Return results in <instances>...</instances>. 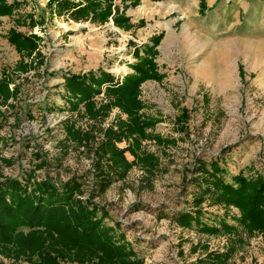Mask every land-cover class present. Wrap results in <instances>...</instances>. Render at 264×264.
Wrapping results in <instances>:
<instances>
[{
    "label": "rangeland",
    "instance_id": "rangeland-1",
    "mask_svg": "<svg viewBox=\"0 0 264 264\" xmlns=\"http://www.w3.org/2000/svg\"><path fill=\"white\" fill-rule=\"evenodd\" d=\"M145 1L114 0L113 14L117 9L127 20L120 27L112 18L105 24L69 22L53 16L41 0L33 1L35 8L27 14L33 22L42 20L41 25L19 31L5 21L3 33L31 32L41 41L40 55L28 56L10 44L8 34H0V80L8 78L14 93L0 101V180L24 181L32 174V181L49 179L62 187L79 178L83 186L78 197L92 198L105 208L104 225L118 238L124 235L123 243L136 252L132 260L140 264H200L201 258L227 252L231 256L226 264H264L260 232L249 235L238 226L236 232L210 234L175 220L178 211L196 209V200L203 196L199 208L209 224L219 225L226 218L238 225V207L217 204L211 194H202L203 175L196 170L201 162L210 168L218 161L227 182L239 174H264V30L259 35L231 31L237 26L232 20L209 29L211 24L199 17H204L207 0H199L200 12L197 0H176L177 5L175 0ZM197 12L200 22L194 18ZM241 15L237 21L249 23ZM188 23L192 29L185 32ZM150 49L156 52L157 76L140 87V115L155 126L147 129L139 155L153 156L156 164H133L123 179L100 193L96 178L101 146L110 130L120 131L128 115L116 106L106 115L101 112L110 100L107 84L95 98L98 113H88L84 103L73 110L65 76L104 71L114 84H122L135 73L134 64L152 56ZM133 145L127 139L118 148ZM126 157L134 161L129 152ZM103 170L110 172L107 162ZM0 264L35 263L0 251Z\"/></svg>",
    "mask_w": 264,
    "mask_h": 264
},
{
    "label": "trees",
    "instance_id": "trees-1",
    "mask_svg": "<svg viewBox=\"0 0 264 264\" xmlns=\"http://www.w3.org/2000/svg\"><path fill=\"white\" fill-rule=\"evenodd\" d=\"M20 6L19 2L12 4L8 0H0V16H12ZM55 6V7H54ZM114 0H50L48 7L55 8L58 17H67L75 22H100L102 24L113 19L116 27H120L125 17L119 16L116 9L113 14ZM117 8V7H115ZM32 22V28L41 25ZM8 40L19 53L32 56L40 55L41 38L36 34L25 35L11 29ZM161 37L154 38V47L160 43ZM150 58H141L134 64L135 73L127 75L122 84H114L112 75L100 71L87 75L65 76V89L70 95L73 110L84 103L88 113L94 115L96 96L102 93L103 85L107 84L105 94L109 103L104 104L101 112L116 106L128 115L127 121L120 122V131H109L108 141L101 146L102 153L97 167V183L100 193L118 179H123L132 165L137 162L156 164V158L145 154L139 155L141 141L147 139V129L155 126V122L146 121L140 115L143 103L139 99L141 85L157 76V66L154 62V49H150ZM137 53V52H136ZM139 55V53H138ZM11 81L8 78L0 80V101L8 100L12 94ZM1 104V102H0ZM69 133L76 138L72 126ZM159 143H162L159 137ZM132 139L133 146L118 148V143ZM134 158L131 162L126 153ZM109 156V160L105 156ZM107 168L110 172H104ZM203 175L205 187L202 194H211L217 204L234 205L241 211L238 225L220 219L219 225H211L205 220V212L199 208L204 201L200 196L196 200V209H183L176 213L175 220L182 226L197 228L206 233L236 232L241 226L249 235L260 232L264 235V174L255 178L243 174L233 176L232 182L223 177L225 171L218 161L212 162L210 168L201 162L199 168ZM32 174L26 175L24 181L17 178L0 180V251L8 256L19 259L27 258L35 264H140L133 261L136 255L133 248L126 243L124 235L118 238L116 231L104 225L108 216L105 208L98 205L92 198L83 200L78 197L82 193L83 183L79 178H73L59 187L49 179L39 182L32 181ZM102 211L100 215L99 212ZM231 253L212 254L198 260L200 264H226ZM37 257V258H36Z\"/></svg>",
    "mask_w": 264,
    "mask_h": 264
},
{
    "label": "crops",
    "instance_id": "crops-1",
    "mask_svg": "<svg viewBox=\"0 0 264 264\" xmlns=\"http://www.w3.org/2000/svg\"><path fill=\"white\" fill-rule=\"evenodd\" d=\"M31 1L32 2L30 3L26 0H8V3L10 4L14 2H19L20 6L14 11L12 16L0 17V29H2V26L5 24V21L7 20L11 23L16 24L19 27V31L20 29H25V28L29 29L32 20L27 14H29L30 11H32L35 8V4L33 3V1L36 3L39 0H31ZM207 1H208L207 8L205 9L204 14L202 15L204 17H201L200 15L199 17L203 19L202 21L204 23L211 24L209 26V29L211 28L215 30L213 24H227L232 20L233 24L237 26L231 28V31L252 30V31H258V35H259L264 30V0H207ZM41 2L48 4L49 0H41ZM145 2H147V0ZM177 2H181L180 4H185L183 1L180 0H177ZM177 2L176 0L172 1V3L175 5H177ZM199 3H200L199 0H197L196 7L198 9V12H200ZM54 7L53 9L48 7L49 8L48 10L49 12H52L53 16H56L54 14L55 12ZM198 12L195 14L196 16L194 18H196L195 20L197 22H200L201 20L198 18ZM241 14L247 17L246 21L249 23H244V19L242 22L237 21L243 18ZM128 15H130L129 12ZM59 18L62 19L66 18L67 21L73 22L72 20H69L67 17H59ZM190 23H188V25L185 26V32H188L189 29H192L191 27L192 24ZM10 26L11 28H15V26H12L11 24ZM0 34H3L5 38V36L8 33L7 32L3 33L0 30ZM30 34L31 32L27 33L26 35H30Z\"/></svg>",
    "mask_w": 264,
    "mask_h": 264
}]
</instances>
